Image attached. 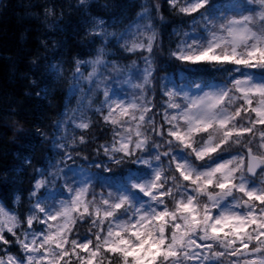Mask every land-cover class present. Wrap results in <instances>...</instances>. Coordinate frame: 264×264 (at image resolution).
Segmentation results:
<instances>
[{
	"label": "snow or ice",
	"instance_id": "snow-or-ice-1",
	"mask_svg": "<svg viewBox=\"0 0 264 264\" xmlns=\"http://www.w3.org/2000/svg\"><path fill=\"white\" fill-rule=\"evenodd\" d=\"M21 7L24 95L62 99L31 129L6 101L30 151L0 169V264H264V0Z\"/></svg>",
	"mask_w": 264,
	"mask_h": 264
},
{
	"label": "trees",
	"instance_id": "trees-1",
	"mask_svg": "<svg viewBox=\"0 0 264 264\" xmlns=\"http://www.w3.org/2000/svg\"><path fill=\"white\" fill-rule=\"evenodd\" d=\"M0 5H3L0 7V169H3L5 165L11 166L15 163V153L30 151V145L25 140L24 134L18 136L17 143L9 142L12 131L4 127L3 121V116L6 114L5 109L9 107L6 101L11 99L13 102L11 106L18 108L15 118L24 122L25 128L31 129L36 120L44 119L50 123L47 118H55L56 109L59 108L62 97L57 94L55 98L56 108L48 110L46 108L47 101H42L38 106L35 97L24 95L27 81L21 80L19 77L22 72L27 70V54L35 48L32 43L34 39L30 36L28 40V32L23 31L22 26L24 24L19 21L14 23L8 21L9 17L15 14L17 2L15 0H2ZM65 36L67 37V45L64 51L75 53L77 51L76 37L71 35L70 30L52 38L63 39ZM14 67L17 70L14 71ZM6 94H10V96ZM16 101H22V103L16 104ZM35 154L37 157L44 154L39 145L36 147ZM24 182L26 185V177H24Z\"/></svg>",
	"mask_w": 264,
	"mask_h": 264
},
{
	"label": "bare ground",
	"instance_id": "bare-ground-1",
	"mask_svg": "<svg viewBox=\"0 0 264 264\" xmlns=\"http://www.w3.org/2000/svg\"><path fill=\"white\" fill-rule=\"evenodd\" d=\"M15 2H17L18 4L16 7V10L14 11L15 14H13V16H10L8 21L10 23L19 21L21 24H24V26H22L24 28L23 31L25 30V33L28 32L27 33L28 40L31 36L34 39L32 43L34 44V46H36L37 37L40 36L41 38H43V36L41 35V33L43 32V29L39 25L38 21L25 16L24 15L25 9L21 7V5L28 4L30 0H15ZM27 48L29 49L30 47H27Z\"/></svg>",
	"mask_w": 264,
	"mask_h": 264
},
{
	"label": "rangeland",
	"instance_id": "rangeland-1",
	"mask_svg": "<svg viewBox=\"0 0 264 264\" xmlns=\"http://www.w3.org/2000/svg\"><path fill=\"white\" fill-rule=\"evenodd\" d=\"M11 80V79H10Z\"/></svg>",
	"mask_w": 264,
	"mask_h": 264
}]
</instances>
